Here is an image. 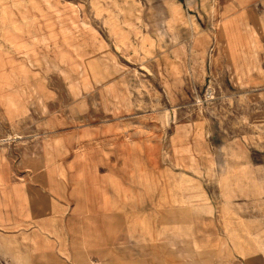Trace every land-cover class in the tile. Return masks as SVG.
<instances>
[{
  "label": "rangeland",
  "instance_id": "1",
  "mask_svg": "<svg viewBox=\"0 0 264 264\" xmlns=\"http://www.w3.org/2000/svg\"><path fill=\"white\" fill-rule=\"evenodd\" d=\"M232 2L0 0L2 204L20 199L22 163L36 170L46 158L81 166L68 174L77 194L99 172L117 178L122 247L158 209L167 241L190 239L191 214L198 240L237 242L238 211L264 223V45L255 76L242 52L264 41V12L245 38L221 18ZM232 71L249 76L237 85Z\"/></svg>",
  "mask_w": 264,
  "mask_h": 264
},
{
  "label": "crops",
  "instance_id": "2",
  "mask_svg": "<svg viewBox=\"0 0 264 264\" xmlns=\"http://www.w3.org/2000/svg\"><path fill=\"white\" fill-rule=\"evenodd\" d=\"M255 2L257 0H234L223 6L221 18L229 24H237L238 34L249 38L250 30L243 25L253 24L254 19L264 12V5L253 4ZM260 6L263 10L258 11ZM200 40L202 45L197 51L201 53L205 51L208 38L203 36ZM258 41L259 48L242 49L247 58L253 54L257 61L249 73L251 76H255L260 66L261 44L264 45V41L261 36ZM225 44L223 39L222 51L228 61ZM231 73L237 85L244 83L249 76L243 74L237 82L235 77L238 75L233 71ZM174 94L175 97L178 95L177 92ZM33 162L29 160L28 164ZM71 163L72 166H69ZM74 163L63 160L50 162L45 158L43 166L36 170L22 163L27 174L25 184H13V192H17L20 199L14 196L5 206L0 197V225L3 226L0 227V264H264V223L256 210H243V214L238 211V227L236 231L231 230L237 232V242L229 239L198 240V233L202 230L198 228L197 214H191L189 223L186 221L184 224H190L189 240L167 241L161 220L163 215L158 209L148 216V225L142 228L141 240L119 246L117 178L112 180V177L102 176L99 172V176L82 182V193L77 194L68 176L71 167H81ZM55 166L62 168L66 175L49 177L54 174L52 170ZM89 166L99 170L104 167L100 162ZM62 209L66 211L63 220L57 216ZM124 209L133 211V203L126 204ZM226 229L223 224L217 225L222 238ZM192 234H197L195 239ZM123 248L127 250V255L119 256V249ZM182 249L189 251H177ZM241 249L245 251L242 253Z\"/></svg>",
  "mask_w": 264,
  "mask_h": 264
}]
</instances>
